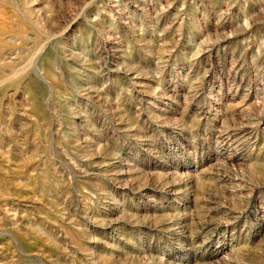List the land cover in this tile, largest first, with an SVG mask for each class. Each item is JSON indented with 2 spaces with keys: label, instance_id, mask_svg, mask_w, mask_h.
<instances>
[{
  "label": "rangeland",
  "instance_id": "obj_1",
  "mask_svg": "<svg viewBox=\"0 0 264 264\" xmlns=\"http://www.w3.org/2000/svg\"><path fill=\"white\" fill-rule=\"evenodd\" d=\"M0 264H264V0H0Z\"/></svg>",
  "mask_w": 264,
  "mask_h": 264
}]
</instances>
